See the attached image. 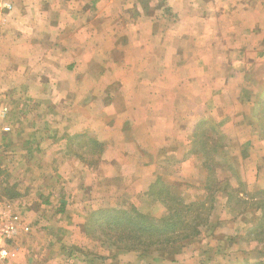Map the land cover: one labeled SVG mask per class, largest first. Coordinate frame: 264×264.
Segmentation results:
<instances>
[{"label":"crops","instance_id":"1","mask_svg":"<svg viewBox=\"0 0 264 264\" xmlns=\"http://www.w3.org/2000/svg\"><path fill=\"white\" fill-rule=\"evenodd\" d=\"M80 2L82 5L73 0H18L15 5L8 2L13 11L0 9V100L7 98L8 90L13 91L14 87L9 85L13 81L21 83L15 88L17 97L43 100L40 103L44 108L36 111L37 99L29 110L34 121L18 126L19 129L16 124L21 122L15 121L13 128L17 132L28 131L24 136L28 140L22 144L33 148L30 160L39 164L48 160L57 169L54 182L38 184V198L34 202L28 204L23 199L16 202V208L23 214L38 212L44 207L55 212L56 215L46 219L48 227L52 223L57 227L54 240L48 238L45 244L49 248L46 246L44 252L45 246H42L37 251L39 255L30 257L38 261L44 259L47 264L73 263L70 260H74L76 254L72 258L60 249L82 238L80 226L85 212L102 204L101 194L108 185L113 187L112 197L106 200L108 206L118 207L119 194H124L126 199L134 195L143 200L148 197V189L160 174L161 166L168 164L173 170L163 175L166 182L185 192L193 187V191L202 193L201 157L192 152L189 137L197 118L212 116L215 120L224 154L235 158L245 185L252 191L264 187V139L259 133L264 125L258 120L254 123L251 118L254 106L264 100V19L258 21L261 26L246 25L231 32H236L235 44L239 45L236 49L242 57L232 60L229 56L233 55V45L230 49L227 45L226 66L235 65L240 77L226 76L220 88L212 90L210 95L201 96L200 100V95L193 93L192 98H187L188 105L185 102L179 105L181 92L177 89L173 94L162 84L176 81L174 71L181 69L184 74L189 69L178 58L185 35L168 28L163 34L153 30L151 18L120 21L109 7L105 11H91V5ZM99 5L97 2L96 7ZM228 29L225 30L230 34ZM175 32L179 36L171 38ZM168 43L173 46L164 45ZM158 48L162 52L168 48L176 51L172 62L160 64L166 68V73L156 74L155 79L146 74L133 78L128 73L130 68L140 66L141 72L136 73L143 74L148 70L146 67L152 65V58L141 55L139 60L132 57L134 62H131L127 55ZM253 66L257 75L250 78ZM249 80L257 87L244 94L246 88L254 84ZM28 82L35 84L28 90L31 94L25 89ZM154 85L160 90L153 91ZM2 107L0 103L3 117L9 112ZM183 107V113L190 117L188 124H183L185 120L180 117ZM21 109L25 114L24 108ZM0 128L3 132L12 130L7 124ZM86 133L101 146L95 159L96 167L89 166L86 159L75 157L70 151L71 140ZM235 147L240 149L234 152ZM244 149L248 153L240 154ZM91 170L94 176L89 181L85 175ZM186 180H189L188 185ZM90 187L94 193L90 191L86 196L85 191ZM220 200L222 210L228 211L226 198L222 196ZM255 220L254 215L245 221L247 224L243 222L242 231ZM40 221L43 220L33 224L24 222L30 230H20L19 235L28 237ZM22 245L27 246L23 241ZM19 257L0 259V264L12 261V264H26L25 257Z\"/></svg>","mask_w":264,"mask_h":264},{"label":"rangeland","instance_id":"2","mask_svg":"<svg viewBox=\"0 0 264 264\" xmlns=\"http://www.w3.org/2000/svg\"><path fill=\"white\" fill-rule=\"evenodd\" d=\"M17 1L0 0V9L4 8L6 11H13V9H11L12 5L11 7L8 6V2L14 3L15 5ZM73 1L77 3V5H82L80 1L88 3V5H91L89 6L91 11H105L106 8L109 7L111 12L114 13L117 18H120V21H128L132 18L136 19V17L141 18L143 21L145 18L147 20H150L151 18L153 22L152 29L159 31L162 34L167 30V28L183 33L186 40L182 38V41L180 42L181 50L178 52V58L182 59L186 68L188 67L189 69H186L184 74L180 72L181 69L174 71V74L177 77L175 81L176 83L172 82L162 84L173 94V90L178 89V91L181 92L183 97L182 101H179V105L182 102H185L188 105L187 98L188 96L192 98L193 93L200 95V100L202 99L201 96L210 95L212 92L220 88V85L223 83L226 76H229L232 79L234 77H240V70H238L235 65L226 66V56L229 53L226 50L227 45H229V49L233 45V55L229 56L232 60L235 61L237 58L242 57L240 51L236 49L239 46L235 44V42L238 41L236 32H231L232 30H236L237 28L246 25H252L254 27H257L258 25L261 26L258 21L264 19V0ZM97 2L101 6L99 5L96 7ZM27 15H30V12H28ZM227 27L229 28L228 30L230 31V34H228V31L225 30ZM211 31L215 33H212ZM176 32L171 38H177L179 36L176 35ZM161 43L162 42H160V44ZM164 45L173 46L171 43ZM175 52L176 51L173 48L166 49V52H162V50L158 48L157 51L156 49H153L152 52L140 50L133 52L132 56L128 54V61L131 60V62H134L131 59L132 57L133 59L135 58L136 60H139L141 55H146L149 59L152 58V65L147 66L146 68L148 70L144 71L143 74L136 73L141 72L140 66L133 67V70L130 68L128 73L133 78H141L142 75L145 74L148 78H154L156 74L161 72L165 74L166 68H162L160 64L162 61L172 62L171 60L174 59L173 56H175ZM149 67L152 68L150 69ZM253 70L252 75H249L248 77L255 78L257 71L254 66ZM249 82H253V80H249ZM253 83L254 84L251 83L249 85L250 88H246L244 94L255 91L253 88L257 86L255 82ZM20 84V82L16 83V81L9 84L11 87H14L13 91L8 90L7 98L0 100V103H3L2 108L6 107L9 112V114L5 116L3 115V117L0 114V127H2L3 124H7L10 127L12 126V130L4 132L0 128V203L1 201L9 200V205H11L12 208H16L18 205L16 203L18 202L17 199H23L28 204L34 202V200L38 198V192H36L38 184L54 182L57 172V169H55L53 164H51L48 160L41 162V164L30 160V155L34 152V150L31 146L23 145L24 142L28 140V138L24 137L28 134V131H22V134V132H17V130L13 128V125H15L18 121L19 123L21 122V124H16V128L18 126L26 125L28 122L34 121L32 115L33 113L29 110L33 108V105L37 103L36 100L38 99H33V97L27 99L26 97L23 100L21 96L17 97L15 88L17 85L21 86ZM34 85L35 84L32 82L25 83L26 91L33 89ZM29 86L30 88H28ZM11 87H9V89ZM135 87L139 89L138 85ZM158 90L160 89L154 85L153 91L156 92ZM10 91L12 92L10 93ZM28 92L31 94V91ZM263 101L259 100V102L254 106L253 113H251V118L254 123H256L259 118V107ZM40 102H43V100L38 99L37 106L39 107L36 108V111L44 108V105ZM21 107L24 108L25 114L22 113ZM17 108H19V110ZM183 111L184 107L180 117L182 121L185 120L183 124H188L190 123V117L187 114H184ZM36 115L39 116L38 113ZM200 119L201 118L195 119V124ZM208 119L209 120H205V123L202 124L201 127L199 126L193 130V132L189 135L191 139L197 137L200 133L212 136V124L215 123V120L212 116H209ZM181 127H184V125ZM71 147L72 150L70 151L75 157L86 159L89 166L96 167L95 159L99 155L101 146L96 140L90 137V134L86 133L83 137L72 139ZM239 149L240 147L233 148L234 152ZM246 151L248 153L247 149L241 150L240 154L244 155ZM209 153L210 151L208 150V154ZM221 154L224 155V149H222ZM221 156L216 157V160L224 162L225 158ZM44 157L45 159L48 158L47 156ZM206 157H209V155H206L204 160ZM170 170H173V168L168 164H165L164 168L161 166L160 174L157 177L163 179V175L166 171L167 173H170ZM227 174L228 173H226V175ZM92 176H94V172L88 171L85 175V179L90 181L92 180ZM220 179H224L223 176H220ZM230 179L234 187H237L234 177H230ZM104 183L106 184L107 182ZM185 184L188 185L189 180H186ZM112 188L113 187L111 185H108L105 189L103 188L101 195L104 200L102 204H99L96 208L99 209V207L108 206L106 205V200H109V198L112 197ZM192 188L193 187H189L186 189V192L183 191V194H188V196H197L200 194L197 191H193ZM237 188L238 194H236V197L242 198V200L244 199L246 201V204L244 205H253L258 200V196H255L254 198L249 196V193L253 192V189L251 190L250 186L247 187L245 185V188L243 187V189L239 187ZM90 191L91 187L88 191H85L86 196L90 193ZM91 193H94V190L91 191ZM222 196V193H218L216 195L214 205L215 208L213 207L211 212L213 214L211 222L215 223L214 227H201L200 234L193 239L191 243L183 245L177 253L169 252L168 254L165 253L160 255L152 252L145 257H141L133 252H121L120 254H117L115 258L111 259V255H113L114 252H120V250L113 248L106 242L102 243V241L95 239L94 236L97 232L90 231V229L86 228L85 224L87 220H85V218L80 226L83 233L82 238L76 239L78 241L74 244L71 243L72 245L67 243L69 246L60 249V251L64 252L66 255L68 254L70 257L73 256L72 258H74V255L76 254L74 260H70L68 258L70 262L73 261L72 264H127L130 262H140V264H148L149 262L153 264H264V241L256 242L251 238H246L247 236H245V230L242 231V223L256 214L255 209L252 207L248 208L250 210L247 209L239 213L232 212L230 210H222L223 205L220 204ZM92 197L93 196H91V198ZM118 199L121 201L118 208L128 209L134 207L141 213L150 217L157 218L164 211V207L160 204L158 197L151 193L143 200L138 199V197L134 195L127 196L126 199L124 198V194H119ZM20 202L22 201L20 200ZM30 206H32V204ZM90 212H92L91 208L85 212L84 217H86L87 213ZM52 214L53 216L56 215L54 210L52 211L47 207L40 209L38 212L35 210L33 212L29 211L28 213L26 212L23 214V221L28 224H33V222L38 220L43 221H40L41 225L38 223L39 225L34 227L28 237H21L19 235V231L17 235L11 239V242H9V246L12 248L11 252L13 253L11 257L17 255L18 257L24 256L25 259L23 262L26 264H47V261L44 259L42 261H38V259L35 258L30 259V257L33 254L39 255V253L37 254V251L40 247L42 248V246H45L43 249L44 252L46 246L47 249L49 248V245L45 244V241H48V238L54 240L53 234L57 231V227L53 223L50 227L46 224V219H48L47 216ZM57 214L61 215L63 212H57ZM65 214L66 213L63 215ZM98 217L100 219L101 215ZM102 222L103 221H101V223ZM245 224L247 223L245 222ZM95 230L97 231V228H95ZM22 241L27 244V246H23ZM21 246L23 247L22 249ZM71 246L73 247L70 248ZM54 249H52L53 252ZM12 263L13 261L9 264Z\"/></svg>","mask_w":264,"mask_h":264},{"label":"trees","instance_id":"3","mask_svg":"<svg viewBox=\"0 0 264 264\" xmlns=\"http://www.w3.org/2000/svg\"><path fill=\"white\" fill-rule=\"evenodd\" d=\"M258 115L257 120L260 121V125H264V101L260 104ZM205 120H209L208 117L200 119L195 129L201 127ZM212 131V136L200 133L190 142L192 152L201 157L204 172L202 194L188 196L174 184L156 177L148 193L157 196L164 207L163 213L157 218L147 216L134 207L126 209L103 206L87 213L85 225L90 231L97 232L94 238L120 250L114 252L111 259L121 252H133L141 257L152 252L160 255L177 253L183 245L191 243L200 234L201 227H214L215 223L211 222L213 215L211 212L218 193H222L226 198V206L232 212L239 213L252 207L255 209V223L245 230V236L256 242L264 241V187L249 193L251 198L258 196V200L253 205L246 206L244 199L236 197L237 187L243 189L245 183L241 180L235 158L221 154L224 144L215 123L212 124ZM259 133L264 139L263 128H260ZM206 155L209 157L204 160ZM218 156L225 158V161L216 160ZM220 176L224 179H220ZM230 177H234L237 187H234ZM127 264H140V262Z\"/></svg>","mask_w":264,"mask_h":264},{"label":"built area","instance_id":"4","mask_svg":"<svg viewBox=\"0 0 264 264\" xmlns=\"http://www.w3.org/2000/svg\"><path fill=\"white\" fill-rule=\"evenodd\" d=\"M7 129V128H6ZM23 214L17 208H12L9 201L0 203V259H10L13 253L9 242L20 230L29 231L30 227L23 221Z\"/></svg>","mask_w":264,"mask_h":264}]
</instances>
